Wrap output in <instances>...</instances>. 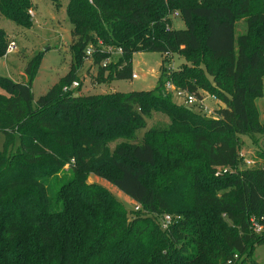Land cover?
Returning <instances> with one entry per match:
<instances>
[{
  "label": "trees",
  "instance_id": "obj_1",
  "mask_svg": "<svg viewBox=\"0 0 264 264\" xmlns=\"http://www.w3.org/2000/svg\"><path fill=\"white\" fill-rule=\"evenodd\" d=\"M32 5L0 0V15L30 27ZM65 12L64 75L34 99L43 50L23 80L0 75V264H223L233 253L235 264H258L264 232L249 218L264 216V163L246 167L240 149L241 135L264 136L255 102L264 93V0H67ZM241 18L247 29L236 36ZM9 42L0 27V57ZM88 47L100 82L131 78L135 52L177 53L184 63L168 69L163 57L151 89L80 94L79 82L64 91ZM166 81L224 105L212 116L188 109ZM153 111L169 124L138 139ZM119 138L127 140L111 150ZM90 173L141 208L127 210ZM165 213L173 220L162 228Z\"/></svg>",
  "mask_w": 264,
  "mask_h": 264
},
{
  "label": "rangeland",
  "instance_id": "obj_2",
  "mask_svg": "<svg viewBox=\"0 0 264 264\" xmlns=\"http://www.w3.org/2000/svg\"><path fill=\"white\" fill-rule=\"evenodd\" d=\"M31 1L33 5L29 10V15L32 17V25L30 27H22L0 15V27L5 30L8 41L14 40V43H16L15 50L0 57V75L14 80H21L22 77L19 75V71L24 70L28 60L35 54L48 47L41 57L37 73L32 82L33 97L37 98L69 69L72 58L70 49L71 24L65 12L67 0H57V5H54L51 0ZM176 19L178 18H173L174 26L176 25ZM241 23L240 19L236 21L237 30H241ZM107 50L109 51V49ZM163 57H168L171 68L179 67L180 62L184 60L177 53L162 54L158 51L135 52L132 56V71L137 74V78L106 79L102 82L96 79L97 65L93 63L92 58L85 59L77 72L80 90L76 92L80 94H101L111 91L128 92L151 89L156 85L157 74ZM199 93L202 95L203 103L212 110L210 116L215 115V112L213 113L215 111L214 108L217 106L215 100L210 98L207 92L199 90ZM172 100L179 102L174 97ZM199 110L205 113L202 109ZM145 121L146 126L135 132L138 139H141L145 131L150 127L169 124L167 115L155 111L145 117ZM241 137L243 144L240 149V155L243 161L244 159H251L255 161L254 165L263 164L264 162L258 153L264 152V136L256 134L251 139L246 135H241ZM124 140L127 139L119 138L111 142L109 144L110 149L112 150L117 142ZM1 142L2 136L0 135V144ZM245 166L247 167L246 164ZM88 181L101 183L125 205L127 210H134V201L128 199L107 180L90 173ZM252 258L258 264H264V243L254 247ZM246 264L249 263L246 262Z\"/></svg>",
  "mask_w": 264,
  "mask_h": 264
},
{
  "label": "built area",
  "instance_id": "obj_3",
  "mask_svg": "<svg viewBox=\"0 0 264 264\" xmlns=\"http://www.w3.org/2000/svg\"><path fill=\"white\" fill-rule=\"evenodd\" d=\"M170 16L177 18V17H179V12L174 11ZM14 48H15L14 41H10L7 45L6 53L12 51ZM109 52L111 54H113V53L119 54L121 52V48H118L117 50H115L113 52L111 49H109ZM85 53H86V56L90 58L92 56V53H93L92 48L88 47L86 49ZM108 61H109V59L106 58L105 60H103L102 65L105 66ZM168 69H173V68H171V65H168ZM137 77H138L137 74L135 72H132L131 78L134 79ZM78 85H79V81L74 80L69 87H64V91H66L70 88H73V87H77ZM165 88L168 91L173 92L175 97L178 99L180 98L182 100L183 104L187 105L188 107H190V108L195 107L198 109H202L206 113V115H209L212 113V110L203 103V99H198L194 93L188 92L186 89L176 88L171 81H166ZM244 162L247 166H250L253 164V160H251V159H244ZM218 170L220 171L221 169L219 168ZM224 171H226V169H223V172ZM140 208H141L140 204L134 202V210H139ZM172 220H173L172 214H169V213L163 214L161 217V220H160L162 228H166L172 222ZM249 222H250L251 229L255 233L264 232V216L257 217L255 215H252L249 218ZM238 259H239L238 253H233L232 257L229 258L228 260H226V262L223 264H235V262L238 261Z\"/></svg>",
  "mask_w": 264,
  "mask_h": 264
},
{
  "label": "crops",
  "instance_id": "obj_4",
  "mask_svg": "<svg viewBox=\"0 0 264 264\" xmlns=\"http://www.w3.org/2000/svg\"><path fill=\"white\" fill-rule=\"evenodd\" d=\"M240 22H242L241 24H242V27H241V30L240 29H238L237 30V28H236V23H235V35L237 36L238 34H241V33H244L245 31H246V29H247V24H246V22H245V19L244 18H241L240 19ZM175 26L176 27H178V28H181V27H183V22L181 21V20H179V19H176L175 20ZM10 41H14V40H10ZM15 42V41H14ZM15 48H16V43H15ZM15 48L13 49V50H15ZM12 50V51H13ZM11 51V52H12ZM9 53V52H8ZM8 53H6L5 55H7ZM4 55V56H5ZM181 63H184V60H182L181 62H180V64ZM19 75L22 77V79L21 80H23L24 78H25V74H24V70L23 71H19ZM64 75V74H63ZM14 80V79H13ZM56 82V81H55ZM54 82V83H55ZM54 83H52V84H54ZM51 84V85H52ZM50 85V86H51ZM49 86V87H50ZM48 87V88H49ZM47 88V89H48ZM263 89H264V78H263ZM47 91V90H46ZM45 91V92H46ZM44 92V93H45ZM209 95V97L210 98H212V99H214L215 100V102H216V104H217V106L214 108L215 110L217 109V108H219V107H222L224 104L221 102V101H219L217 98H215L214 96H212V95H210V94H208ZM35 99V98H34ZM205 99V98H204ZM256 106H257V108H258V112H259V115H260V119H263V116H264V93H263V95L261 96V97H259V98H257L256 99ZM122 193V192H121ZM124 194V193H123ZM125 195V194H124ZM126 196V195H125ZM128 199H130L128 196H126ZM131 200V199H130Z\"/></svg>",
  "mask_w": 264,
  "mask_h": 264
},
{
  "label": "water",
  "instance_id": "obj_5",
  "mask_svg": "<svg viewBox=\"0 0 264 264\" xmlns=\"http://www.w3.org/2000/svg\"><path fill=\"white\" fill-rule=\"evenodd\" d=\"M48 47L44 48L43 51H45ZM188 109H190V107H188Z\"/></svg>",
  "mask_w": 264,
  "mask_h": 264
}]
</instances>
